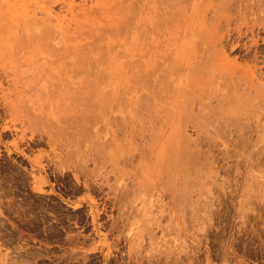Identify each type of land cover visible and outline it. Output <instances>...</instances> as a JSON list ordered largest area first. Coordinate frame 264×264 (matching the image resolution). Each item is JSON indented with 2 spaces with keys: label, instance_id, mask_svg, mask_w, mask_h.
I'll return each mask as SVG.
<instances>
[{
  "label": "rangeland",
  "instance_id": "obj_1",
  "mask_svg": "<svg viewBox=\"0 0 264 264\" xmlns=\"http://www.w3.org/2000/svg\"><path fill=\"white\" fill-rule=\"evenodd\" d=\"M0 264H264V0H0Z\"/></svg>",
  "mask_w": 264,
  "mask_h": 264
},
{
  "label": "bare ground",
  "instance_id": "obj_2",
  "mask_svg": "<svg viewBox=\"0 0 264 264\" xmlns=\"http://www.w3.org/2000/svg\"><path fill=\"white\" fill-rule=\"evenodd\" d=\"M203 34H205V33H203ZM203 36V35H202ZM205 36V35H204ZM213 36V35H212ZM206 37H208L207 38V40L209 39V36H207L206 35ZM206 37H204V40L206 39ZM210 39H212V38H210ZM209 39V40H210ZM207 41V44L209 43V42H211L212 43V41L213 40H211V41ZM211 43H209V44H211ZM208 61V60H207ZM72 63V62H71ZM96 62H94V64H95ZM205 63H207V62H205ZM209 63H207V65H208ZM91 67V71H92V74H97L98 73V71H99V67L97 66V63H96V66L94 65L93 66V64L90 66ZM194 67V69L195 68H197L198 70H199V68L200 69H202L201 68V66H199V68H198V66H193ZM210 68H211V65H210ZM93 69V70H92ZM96 70V72L95 73H93V71H95ZM212 70H213V68H212ZM76 71V70H75ZM74 71V72H75ZM107 71V70H106ZM193 71V73L192 74H194V73H196L195 72V70H192ZM203 70H201V71H198L199 73L200 72H202ZM214 71V70H213ZM74 72H72V76H70L68 79H69V81L67 82V84L70 86V84L72 83L73 84V82L71 81L73 78L72 77H74V75L76 76V73H80V71H77V72H75V74H74ZM87 72H89L88 74H90V75H92L91 74V72L90 71H88L87 70ZM105 72V71H104ZM103 71L102 72H100L99 71V75L101 74V73H104ZM35 73V72H34ZM78 73V74H79ZM84 73H86V71L84 72ZM106 73V72H105ZM209 73V72H208ZM37 74V73H36ZM74 74V75H73ZM77 74V75H78ZM83 74V73H82ZM81 73L77 76V77H81V75H82ZM88 74L86 75V77H88ZM95 74V75H96ZM197 74V73H196ZM210 74V73H209ZM89 75V76H90ZM95 75H92V76H95ZM98 75V76H99ZM106 75V74H105ZM191 75V74H190ZM211 75V74H210ZM84 76V75H83ZM82 76V77H83ZM103 76V75H102ZM194 76H198V75H195L194 74ZM58 77H60L59 75H57V76H55V80H58ZM79 77V81H80V79H82V78H80ZM101 77V76H100ZM192 77V76H191ZM76 78V77H75ZM62 79V78H61ZM61 79H60V81H61ZM63 80H66L67 81V79H64L63 78ZM62 80V81H63ZM92 80H93V78H92ZM92 80H90V83L89 84H91V82H94L95 83V85H96V87H92V88H89V89H87V94L84 92V91H81V90H79V88L77 87L76 88V90L77 91H74L73 89L72 90H69V91H64L63 92V90L61 89V87H62V81L60 82V84H58V82H57V87L59 86V85H61V87L59 86V88H57V87H54V88H57V91H56V89H54V93H55V91H56V94H59V91L60 90H62L61 91V93L60 94H62V92H63V95L64 96H68V98L71 100V99H73L74 97H76L75 95L77 94V92H78V94H81V95H83L82 96V98H84L83 100H85V101H88V100H90V103L91 102H93V103H96V105L94 106V112L93 111H91V112H93V114H95L94 116H90L89 115V109L87 108L86 109V107H88L87 106V104H89L90 105V103H89V101L88 102H86L85 103V108H84V110H83V113H85L84 114V116L83 117H81L82 115L80 114V116H77L76 114H73V115H71L70 113V116H72V118L70 117V116H68V118L70 117V119H68L67 118V116L65 117V118H67L69 121L71 120L72 121V119H73V121H72V124H74L75 125V122H77L78 124H79V126H83L84 127V130L86 129V131H87V129L89 128V125H91V123H88V121L90 122V120L91 119H89V117L91 118L92 117V119H93V122H96L95 121V119L97 120H100V119H103V117H106L105 115H107V113H105V112H107V108L109 109V103L111 102V98L109 97V96H107V95H105V93L103 94V93H101V91H100V89L97 87L99 84H101L99 81H97L96 80V78L92 81ZM76 80H74V82H75ZM77 81H78V79H77ZM83 81H84V78H83ZM87 81V80H86ZM52 81H50V83H51ZM88 82V81H87ZM49 83V84H50ZM56 83V82H55ZM55 83H53L52 82V84H55ZM64 83V82H63ZM70 83V84H69ZM85 84H86V82H84ZM99 83V84H98ZM66 86V85H65ZM64 86V84H63V89H65L66 87ZM90 86V85H89ZM51 87V86H50ZM152 87V86H151ZM68 88V87H67ZM71 88H73V86H71ZM70 88V89H71ZM81 88V87H80ZM59 89V90H58ZM147 89H149V88H147ZM67 90V89H66ZM155 90V89H154ZM154 90H153V93L155 94V92H154ZM168 90V89H167ZM50 91V90H49ZM52 91H53V89H52ZM52 91H51V93H52ZM156 91V90H155ZM58 92V93H57ZM168 92V91H167ZM169 92H170V90H169ZM53 94V93H52ZM78 94H77V96H78ZM62 95V96H63ZM58 96V95H57ZM227 96H228V94H227ZM226 96V97H227ZM249 96H251V93H250V95ZM56 96L55 95H53V98H52V100H54V98H55ZM79 97V96H78ZM78 97H76V99L78 98ZM108 97L111 99H109L108 100ZM68 98H67V101H68ZM224 98H225V96H224ZM245 98H249L248 97V94H247V96L245 97ZM51 99V98H50ZM56 99V98H55ZM64 99V98H63ZM66 99V98H65ZM227 99V98H226ZM237 100V99H236ZM244 100V99H243ZM250 100H252V99H250ZM66 101V100H65ZM67 101H66V103H67ZM242 100L240 99V102H241ZM48 102V101H47ZM50 102V101H49ZM49 102H48V104H49ZM70 102V103H69ZM68 103L70 104V105H72V107H73V105H76L77 103H75V101L74 100H71V101H69ZM172 102H173V100H172ZM171 102V103H172ZM237 102H239V100H237ZM236 101H234V104L236 103V105H234V107H233V103H231L230 104V108H229V106H228V104H227V106H224L223 105V107L221 106L220 108L221 109H226V110H222V111H225V113H226V111H227V108L226 107H228V111L230 110V109H232V108H237L238 107V103H237ZM243 102V101H242ZM112 104H113V102H111ZM111 103H110V105H111ZM225 103V102H224ZM206 104V103H205ZM208 104V103H207ZM114 105V104H113ZM113 105H111V106H113ZM226 105V104H225ZM231 105H232V107H231ZM65 106H67V104H65ZM242 106V105H241ZM68 107V106H67ZM77 107V106H76ZM75 106H74V108H76ZM207 107V106H206ZM208 107H211L210 105L208 106ZM69 108V107H68ZM74 108H72V109H74ZM172 108V109H171ZM86 109V110H85ZM112 109V108H111ZM168 109V108H167ZM170 110H173L174 109V107L172 106V107H170L169 108ZM88 110V111H87ZM186 110V109H185ZM210 110V109H209ZM183 111H184V109H183ZM183 111H182V114H184L183 113ZM90 112V114H92ZM171 112V111H170ZM34 114H35V112H34ZM78 114V115H79ZM227 114V113H226ZM88 115V117H87V119H86V116ZM227 115H229V114H227ZM35 116V115H34ZM74 116H77L76 118H74ZM185 116V115H184ZM206 117V116H205ZM33 118V117H32ZM64 117H63V119L62 120H64L65 119ZM95 118V119H94ZM183 117H181V119H182ZM185 118V117H184ZM39 119H40V117H39ZM67 119H66V121H65V123H67L68 124V122L69 121H67ZM110 119V118H109ZM187 119V118H186ZM210 119V118H209ZM41 120V119H40ZM75 120V121H74ZM77 120V121H76ZM88 120V121H87ZM111 120V119H110ZM207 120V119H206ZM37 121V120H36ZM79 121V122H78ZM182 122L181 123H184L185 122V119H184V121L183 120H181ZM74 122V123H73ZM91 122H92V120H91ZM92 122V123H93ZM38 123H40V122H38ZM70 123V122H69ZM77 124V125H78ZM69 125V124H68ZM182 126V124L177 128V129H179L180 127ZM77 127V126H76ZM80 127V128H81ZM183 127V129H184V125L182 126ZM90 129H91V127H90ZM182 129V130H183ZM85 133V132H84ZM93 134H95V133H93ZM92 134V135H93ZM172 134V133H171ZM81 136H83V134H81L80 135V137ZM85 138H83V137H81L79 140L80 141H83L82 140V138L83 139H86L87 140V138L89 137V136H87L86 134H85ZM91 138V137H90ZM180 138V135L178 134H173V135H170V137L168 138V140L166 141V144H167V147H164L163 149H162V151H160L159 152V157L161 158V157H167V161H168V163H167V165H170L171 166V168L172 169H174L175 171H173L172 172V169H171V174L173 175L174 173H176V174H181V175H183L184 174V179H182V180H184V182H185V180H187V179H189V178H191V176L189 177V175H191L190 174V171H191V169L193 168V167H195V166H197L198 164V162H197V160H196V152L194 151H190V150H188V148L186 149V147L187 146H179L177 143H176V141L178 140ZM89 139V138H88ZM86 142V141H85ZM189 172V173H188ZM189 174V175H188ZM177 175V176H178ZM180 175V176H181ZM187 175H188V177H187ZM176 176V175H175ZM176 176V177H177ZM172 177H174V175L172 176ZM181 177H183V176H181ZM187 179H186V178ZM185 183H188L187 181L185 182Z\"/></svg>",
  "mask_w": 264,
  "mask_h": 264
}]
</instances>
